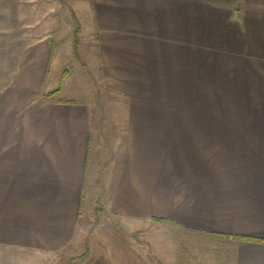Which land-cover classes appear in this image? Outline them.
<instances>
[{"label": "crops", "instance_id": "0c3cea01", "mask_svg": "<svg viewBox=\"0 0 264 264\" xmlns=\"http://www.w3.org/2000/svg\"><path fill=\"white\" fill-rule=\"evenodd\" d=\"M58 1L0 0V264L73 262L98 216L176 223L222 238L219 264H264V133H213L210 116L213 97L264 102V0H90L125 102L106 117L80 84L84 100L62 94Z\"/></svg>", "mask_w": 264, "mask_h": 264}, {"label": "rangeland", "instance_id": "374dc122", "mask_svg": "<svg viewBox=\"0 0 264 264\" xmlns=\"http://www.w3.org/2000/svg\"><path fill=\"white\" fill-rule=\"evenodd\" d=\"M60 1H58V6L61 15H57L58 28L60 25L63 27L62 31L65 34L63 37L66 40L56 36L59 39L54 43L52 69L57 68L55 66L60 68L66 66L70 72L67 90L62 93L65 98L79 101L84 100L87 94L90 98L95 97V101L102 104L99 109L106 117V110L111 109V104L121 103L123 105L125 102L123 97L117 96L116 88L99 69L96 31L91 29L92 22L85 13L87 6H90V0ZM74 31H76L78 40L76 51H73L72 45L71 57L69 54L66 59L64 57L61 59L63 50L60 49H63V45L68 43L67 39L71 38V42H73ZM78 84L84 88V93L87 92L86 95L76 91ZM61 85H63V77ZM261 98L262 96L260 102L258 101L248 108H246L248 104H245L244 108H236L230 100L227 103V108H223L219 102H215L216 97H213L212 105L214 107L210 114L213 133L217 132L218 128L224 129L223 133L229 134L264 133V102ZM100 111H96V113ZM97 208L101 210L102 207L98 205ZM98 218L94 221L91 229L94 232L89 234L90 238L86 239L84 245L88 244L90 247L91 243L92 251H95L96 248L99 253L103 249L107 251V253H101V256L105 262L108 261L110 264L113 262L114 264H143L145 256L148 264H183L184 262L194 264L191 263L190 256L193 258L195 255L197 259L193 258V261H197L195 262L197 264H219L223 259L221 251L224 252V250L221 249V245L225 241L222 238L191 232V230L169 221L153 220L141 222V225L135 223L129 225L128 222L118 217H112L109 220L99 216ZM93 255L94 257H91L88 251L83 260L75 259L67 264H92L91 262L95 260L97 254ZM176 259H179V263ZM226 260L231 261L230 256Z\"/></svg>", "mask_w": 264, "mask_h": 264}, {"label": "trees", "instance_id": "16d2710c", "mask_svg": "<svg viewBox=\"0 0 264 264\" xmlns=\"http://www.w3.org/2000/svg\"><path fill=\"white\" fill-rule=\"evenodd\" d=\"M77 43H78V40H77V38H76V31H74V38H73V42H72V45H73V51L75 52L76 51V46H77ZM58 90V89H57ZM56 92V90H54V91H52L51 93H48L47 95H52V94H54ZM97 211L98 210H100V208L98 209H96ZM259 241H264L263 239H258ZM85 252H84V254H82V255H80V256H78V257H76V259H79V260H83L85 257H86V255H87V253H88V244H86V247H85Z\"/></svg>", "mask_w": 264, "mask_h": 264}]
</instances>
